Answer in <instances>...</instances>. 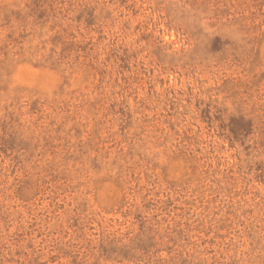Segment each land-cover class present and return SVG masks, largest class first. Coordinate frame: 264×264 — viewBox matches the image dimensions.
I'll use <instances>...</instances> for the list:
<instances>
[{
    "label": "rangeland",
    "instance_id": "374dc122",
    "mask_svg": "<svg viewBox=\"0 0 264 264\" xmlns=\"http://www.w3.org/2000/svg\"><path fill=\"white\" fill-rule=\"evenodd\" d=\"M0 264H264V0H0Z\"/></svg>",
    "mask_w": 264,
    "mask_h": 264
}]
</instances>
